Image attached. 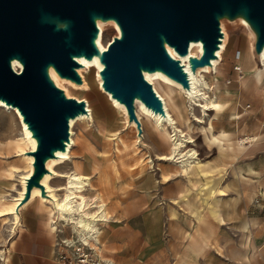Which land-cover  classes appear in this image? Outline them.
<instances>
[{
	"label": "water",
	"instance_id": "obj_1",
	"mask_svg": "<svg viewBox=\"0 0 264 264\" xmlns=\"http://www.w3.org/2000/svg\"><path fill=\"white\" fill-rule=\"evenodd\" d=\"M243 21L253 34L256 58L264 54V0H0V102L15 109L35 148L32 174L15 212L33 190L51 200L42 180L46 164L70 143L69 123L87 114L86 103L68 98L51 77L82 85L77 59L97 58L101 87L136 125L137 103L167 118L161 98L144 74L160 73L188 92L187 58L195 74L211 67L223 39L221 23ZM114 23L118 35L100 50L98 23ZM191 43L201 44L199 57L189 56ZM22 68L16 72L13 63Z\"/></svg>",
	"mask_w": 264,
	"mask_h": 264
},
{
	"label": "crops",
	"instance_id": "obj_2",
	"mask_svg": "<svg viewBox=\"0 0 264 264\" xmlns=\"http://www.w3.org/2000/svg\"><path fill=\"white\" fill-rule=\"evenodd\" d=\"M236 106L235 111L242 109ZM218 134L203 139L219 154L237 153L227 171L204 161L187 174L174 169L178 174L165 181L141 173L126 216L121 221L112 216L99 226L100 255L115 251V264H264V135L240 138L233 148L223 144L230 136L220 140ZM3 162L0 157V170ZM5 171L0 173V264H65L59 239L64 232L52 224L50 206L29 199L19 208L18 222L11 216L19 185Z\"/></svg>",
	"mask_w": 264,
	"mask_h": 264
},
{
	"label": "rangeland",
	"instance_id": "obj_3",
	"mask_svg": "<svg viewBox=\"0 0 264 264\" xmlns=\"http://www.w3.org/2000/svg\"><path fill=\"white\" fill-rule=\"evenodd\" d=\"M222 24H224L228 40L221 65L216 74L214 71L202 74L206 84L210 86H213L215 79L218 81L214 85L216 89L220 90L218 101L226 106L222 115L217 118L213 117V113H210L209 126L203 127L201 130V126H205V124L195 121L197 118H204L200 113V108L192 106L189 100L183 98L177 91L175 92V89H158L160 93L158 95L167 98L166 100L170 103V113L174 116L179 128L188 132L194 139L195 149L200 159L209 161L218 167L221 173L227 171L237 153L226 151L225 154H219L215 145L205 142L204 135L219 133L220 140L224 139V136H230V142L223 144L225 147L233 148L236 147L235 141L240 138L244 139L248 135H264V71L260 76V63L251 51L252 37L249 34L251 32L247 27L239 25V21L233 23L223 21ZM117 35L118 33L113 27H107L103 31L102 45L107 47L113 37ZM237 52L241 54L239 61L234 59V54L236 55ZM234 66H240L242 73H236L233 70ZM86 81L88 87L85 91L66 88L68 86L64 88L69 91L70 98L82 100L85 103L87 101L93 107L96 122L95 124H91L89 121L78 122L74 126L76 145L72 151V162L59 166L57 172L66 173L77 170L80 174L88 176L93 187L88 192V196H100L111 217L113 216L115 221H121L126 216V204L134 193L137 178L141 173L150 172L158 179L165 181L178 172L174 171L177 168L169 162L155 159L156 155L169 153L170 143L166 135L155 130L152 123L145 119L141 123L143 139L138 146L137 131L125 126L121 113L114 109L101 94L97 72L94 70L89 76H86ZM237 103L241 105L242 109L235 111ZM204 120L206 122V118ZM149 129L156 131H153L157 139L154 147ZM114 134H118L116 140L112 137ZM22 138V127L18 119L14 115L0 110V157L4 161L3 167H5L0 170V173L10 170L11 167L18 168L20 175L24 173L26 164L16 157L18 147H23L20 145ZM248 145V143L243 144V147ZM147 156L153 159V169H150V164L147 163ZM4 174L6 177V173ZM14 179L12 180L17 183V178ZM63 183L64 181L61 179H54L51 185L56 188ZM61 231L64 232L63 235L67 239L75 237L72 229L68 227ZM59 239L61 240V236ZM78 248L83 247L78 246ZM84 250L89 252L93 259L95 258L90 250L86 248ZM102 250L104 249L102 248ZM68 251L70 254H74L71 249ZM115 254V251L111 252L110 249H107L101 255L102 259H109L115 264Z\"/></svg>",
	"mask_w": 264,
	"mask_h": 264
},
{
	"label": "bare ground",
	"instance_id": "obj_4",
	"mask_svg": "<svg viewBox=\"0 0 264 264\" xmlns=\"http://www.w3.org/2000/svg\"><path fill=\"white\" fill-rule=\"evenodd\" d=\"M239 25L247 27V25L241 20H239ZM109 26L113 27L116 33H119L118 28L112 22L98 23L99 37L97 39V44L99 49L102 51L106 50V47L102 45L103 31ZM221 29L223 32V39L220 44L219 50L216 52L217 59L212 61L211 67L199 68L195 74L191 73L188 69L187 58H180L171 49H169L170 54L174 58L179 59L185 66V70L188 74V77L190 78V90L188 92L184 91L180 85L174 83L173 81H171L160 73L144 74L145 80L152 85L157 95L159 93L158 89H175V92L177 91L180 95L183 96V98L188 99L192 106L200 108V113H202L203 117L206 118V122L204 118H197L195 119V121L200 124H205V126H201V130L203 127L207 128V126H209V123L211 121L210 113L215 112V114H219L222 113L226 108L224 104L218 101L219 91L218 89H216V86H214L216 84L217 79H215L213 86H210L209 84H206L205 79L202 75L209 74V72L213 71L216 74L218 67L221 65L222 55L226 50L228 40L227 35L225 33L224 24L222 23ZM249 34L252 37L251 51H253V36L251 33ZM200 54L201 44L191 43L189 47V56L199 57ZM257 61L258 63H260L261 66L260 72L264 71V54H262L260 58H257ZM77 62L79 64V67L76 71L82 79V85H75L71 81L59 78L53 72H51V77L54 80L55 84L59 88H62L65 91L66 96L70 98L69 91L64 87L68 86L66 88H70L75 91H85V89L88 87L86 76H89V74L95 70L97 72V80L99 82L100 92L103 97H105L110 102L111 106L114 109L121 113L125 122V126L127 128H133L134 130H136V125L133 122L128 123L125 108L122 105L118 104L115 100H113L111 96L108 93L104 92V90L102 89L101 80L99 78V71L102 69V66L99 64L97 58H94L91 61H88L84 58H79L77 59ZM21 68L22 67L18 63H13V69L16 72L20 71ZM158 96L163 102L167 118L164 119L159 115H154L143 105L137 103V119L140 122L141 128L142 121L145 119L149 120L154 126L155 130H157L161 134L166 135L168 138V141L170 143L169 153L166 155H156L155 159L158 161L169 162V164L178 168L179 174H187L194 167L202 165L204 161L200 159L199 154L195 149L196 145L192 136L188 132L182 131L181 128H179V126L177 125L174 116H172V114L170 113V103H168V101L166 100L167 98L165 99L162 95ZM86 109L88 112L87 114L78 117L74 120H71L69 123V134L71 135V137L70 143L67 145L66 151L58 152L56 158L49 160L46 164V168L48 169L49 173L46 174L43 178L42 185L44 186L51 200L42 198L40 196V191L37 189L33 190L30 200L38 199L41 203H45L50 206V208H48L49 212L52 216L54 214V221L52 222V224L54 226L60 224V230L58 229V231L63 230V228L65 227L72 229L73 233L75 234V237H71L69 239L64 238L62 239V241L73 252H77L78 246H82L83 248L90 250L93 256L97 258L100 263L103 262L104 264H110L109 262H106L101 258L98 247V242L100 241L99 237L101 234L99 226L108 224L112 218L106 204L98 195L92 197L88 196V192H90L91 188H93L91 184V179L88 176L80 174L77 170H71L66 173L57 172V168L59 166L72 162V151L74 146L76 145V134L73 133L74 126L78 122L83 123L89 121L91 124H95L96 122L95 111L87 101ZM0 110L8 114L14 115L18 119L22 127L23 138L20 141V145H22L23 147H18L16 157H19L25 162V171L22 175L19 174L20 170L16 167H11L10 170L5 171L6 176L10 180L16 177L17 184L19 185V190L14 196V202L16 203V205L14 204L15 208L11 214V216L13 215L12 217H14L15 222H18V217L15 212V209L19 204L20 200L23 198V194L25 192V180L29 178L32 174L33 158L31 156H27L26 152L35 148V141L31 138L29 131L27 130L26 126L22 123V119L15 109L5 106V104L0 102ZM112 137L114 138V140H116L118 138V134H114L112 135ZM140 142L141 141L137 137L138 146ZM238 143L241 144L242 142L238 141ZM146 158L148 159L147 163L150 164V169H153V159L149 156H147ZM54 179L63 180V185L56 188L52 187L51 183ZM221 191L218 192L221 193ZM52 230H55V228L52 227Z\"/></svg>",
	"mask_w": 264,
	"mask_h": 264
},
{
	"label": "built area",
	"instance_id": "obj_5",
	"mask_svg": "<svg viewBox=\"0 0 264 264\" xmlns=\"http://www.w3.org/2000/svg\"><path fill=\"white\" fill-rule=\"evenodd\" d=\"M241 58L240 52H237L235 55V60L239 61ZM233 70L241 74L242 70L240 66H234ZM17 227V224H13V230H15ZM60 245L63 249V252L61 253L60 259L65 263V264H104L103 262L100 263V261L97 258H92L90 253L84 250V248H78L77 252H73L74 254L69 253V247L63 243L62 240H60ZM76 253V254H75Z\"/></svg>",
	"mask_w": 264,
	"mask_h": 264
}]
</instances>
